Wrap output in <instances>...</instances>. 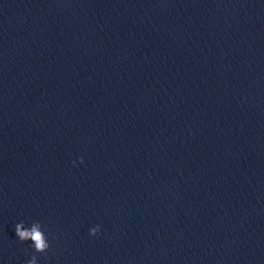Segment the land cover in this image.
I'll use <instances>...</instances> for the list:
<instances>
[{
	"label": "clouds",
	"instance_id": "clouds-1",
	"mask_svg": "<svg viewBox=\"0 0 264 264\" xmlns=\"http://www.w3.org/2000/svg\"><path fill=\"white\" fill-rule=\"evenodd\" d=\"M80 162L83 163V158H80ZM75 164V161H73ZM99 225L90 230L91 235H96L99 232ZM16 236L19 241L26 242L31 241V247L34 248L37 253H45L50 248L48 239L42 231V226L39 222H34L30 228H25L23 223H17L15 225ZM28 264H37V257L33 255L28 261Z\"/></svg>",
	"mask_w": 264,
	"mask_h": 264
}]
</instances>
